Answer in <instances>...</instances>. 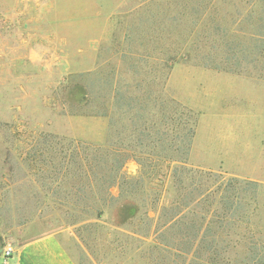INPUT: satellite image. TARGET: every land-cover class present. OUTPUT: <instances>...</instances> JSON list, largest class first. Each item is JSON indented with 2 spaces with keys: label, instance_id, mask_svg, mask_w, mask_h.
<instances>
[{
  "label": "rangeland",
  "instance_id": "1",
  "mask_svg": "<svg viewBox=\"0 0 264 264\" xmlns=\"http://www.w3.org/2000/svg\"><path fill=\"white\" fill-rule=\"evenodd\" d=\"M249 1L0 0V245L16 246L20 238L51 233L82 264H181L182 258L172 263L152 250V237L134 233L144 226L138 220L143 212L139 197L121 199L99 218L97 213L75 214L48 200L39 177L30 175L22 161L31 145L29 133L108 146L113 138L109 117L92 115L81 102L88 93L100 94L111 104L107 86L112 80L119 82L124 96H146L151 89L197 115L191 165L263 184L253 193L259 204L249 205V217L256 238L264 241V80L247 73L251 67L238 74L197 66L189 45L178 62L155 59L171 50V40L181 38L176 31L173 37L170 28L174 17L243 18ZM141 52H151L152 59H141ZM156 69H168V79L155 78ZM100 83L106 85L100 89ZM249 102L258 107L247 110ZM119 121L129 123L126 117ZM122 138L127 146L128 133ZM138 170L129 158L123 173L135 176ZM149 187L140 196L154 199L158 189L161 204L172 202L170 182ZM62 190L70 193L69 187ZM113 193L118 195V187ZM76 218L83 221L74 223ZM233 246L232 255L242 257L240 236Z\"/></svg>",
  "mask_w": 264,
  "mask_h": 264
},
{
  "label": "trees",
  "instance_id": "2",
  "mask_svg": "<svg viewBox=\"0 0 264 264\" xmlns=\"http://www.w3.org/2000/svg\"><path fill=\"white\" fill-rule=\"evenodd\" d=\"M246 10V17L230 20L174 17L170 28L173 37L178 32L177 38H181L171 40V50L161 52L156 61L178 62L180 52L189 45L186 49L193 51L197 66L238 74L251 67L247 73L264 80V0H250ZM137 54L141 59H152L151 52ZM157 69L155 78L166 81L168 69ZM113 73L119 74L117 70ZM114 81L107 86L111 104L107 105L100 94L88 93L81 102L92 115L109 117L113 138L108 146L45 132L26 137L31 145L22 161L30 175L39 177L47 199L75 214L92 217L97 213L99 218L105 208L121 199L139 197L143 212L138 220L144 226L134 233L139 238L152 237L150 248L169 262L182 258L181 264H264V241L256 238L249 217V205L259 204L253 193L263 184L191 165L197 115L173 98L153 94L151 89L146 96H124L121 85ZM99 85L102 89L106 83ZM139 87L137 83L135 90ZM121 117L129 123L121 125ZM125 132L130 139L127 146L122 140ZM14 137L17 140L16 133ZM129 158L139 165L135 176L123 173ZM167 182L174 191L168 205L161 204L158 189L154 199L140 196L146 187L152 190ZM64 186L70 193L62 190ZM80 221L76 218L73 222ZM239 236L245 246L242 257L232 255L233 242Z\"/></svg>",
  "mask_w": 264,
  "mask_h": 264
},
{
  "label": "crops",
  "instance_id": "3",
  "mask_svg": "<svg viewBox=\"0 0 264 264\" xmlns=\"http://www.w3.org/2000/svg\"><path fill=\"white\" fill-rule=\"evenodd\" d=\"M258 107L254 102H249L247 110ZM250 112V111H249ZM247 118L253 122V116ZM253 113V111H251ZM251 119V120H250ZM193 146V145H192ZM9 264H77L67 251L63 242L55 234L27 236L16 242L15 255Z\"/></svg>",
  "mask_w": 264,
  "mask_h": 264
},
{
  "label": "built area",
  "instance_id": "4",
  "mask_svg": "<svg viewBox=\"0 0 264 264\" xmlns=\"http://www.w3.org/2000/svg\"><path fill=\"white\" fill-rule=\"evenodd\" d=\"M15 252L16 246L11 242H5L2 246L0 245V264H9Z\"/></svg>",
  "mask_w": 264,
  "mask_h": 264
}]
</instances>
